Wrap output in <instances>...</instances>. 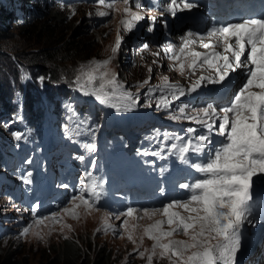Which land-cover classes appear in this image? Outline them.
<instances>
[{
    "label": "snow or ice",
    "instance_id": "snow-or-ice-1",
    "mask_svg": "<svg viewBox=\"0 0 264 264\" xmlns=\"http://www.w3.org/2000/svg\"><path fill=\"white\" fill-rule=\"evenodd\" d=\"M181 2L182 8L177 0H171L166 10L175 15L178 9L183 11L197 7L188 0ZM118 3L124 5V18L120 20V25L130 32L139 21L144 20V15L140 11H132L129 0H98L99 6L115 12L121 11L117 8ZM135 8H142L140 0H135ZM96 14L107 16L109 12L98 11ZM72 15H75L74 9ZM156 22V16H152L151 24ZM148 31H153V27L149 26ZM180 40L179 46L168 44L163 51L172 61L170 70L186 76L190 83L185 88L170 83L167 76H162L160 85L150 89V92L159 93L154 96L155 107L167 112L169 120H187L206 129L198 131L189 127L183 136L164 133L159 141L160 151L164 150L168 141H172L168 146L169 154L177 155L199 176H194L191 183L180 185L188 191L187 198L172 200L160 207H128L116 213L115 218H123L120 227L127 240L134 245L137 244L135 234L141 229L139 222L144 219L153 221L142 227L143 234L138 237L141 245L145 237L152 241L151 249L140 251L137 247L135 250L141 259L146 258L147 264H153L154 259L166 260L168 264H237L241 228L250 214L249 201L252 199L254 178L259 177L264 182V17L213 27L206 35L189 31ZM121 44L122 37L118 31L111 55L102 61L82 65L73 84L74 90L83 96L93 97L101 105L114 108L117 112H130L139 98L124 91L117 75L110 70ZM197 44L204 51H197L193 47ZM152 55L158 57L160 53ZM238 70H242L244 79L226 106L207 104L191 111L187 105L173 108L181 97L196 93L202 85L226 84L231 74ZM152 71V68H148L149 73ZM198 71L201 74L193 79ZM205 72L212 74L206 75ZM116 101L126 103L121 105ZM151 106V103L147 105ZM16 139L19 140L20 136L17 135ZM87 147L89 151L95 150L94 144ZM143 154L157 155L155 152ZM78 159L84 161L85 157ZM87 176L92 178L91 185H82L79 194L72 197L70 206L51 216L36 219L35 228L25 227L21 235L27 236L31 232L36 239L43 240L46 233L42 227L49 228L50 233L59 224L71 231V226L63 223L65 217L78 220L81 209L86 214L100 211L96 205L103 195V182H97L91 172ZM30 177V172L23 176V183H32ZM31 212L35 216L36 208L33 207ZM108 220L109 214L106 213L102 229L97 231L106 233L111 229L115 233L117 229L112 228ZM176 236L185 239H175Z\"/></svg>",
    "mask_w": 264,
    "mask_h": 264
},
{
    "label": "rangeland",
    "instance_id": "rangeland-1",
    "mask_svg": "<svg viewBox=\"0 0 264 264\" xmlns=\"http://www.w3.org/2000/svg\"><path fill=\"white\" fill-rule=\"evenodd\" d=\"M70 4L76 6V13L75 16L77 17L78 21L76 23V26H85L86 20L90 17L97 15L96 13L98 11H108L109 15L102 16L106 17V21L110 25V33L111 35L106 38L102 39V36L100 34H96L98 30L96 29L95 32L89 31L90 37L94 38V48L93 52H98L101 54L102 57L107 58L108 55H111V47L114 43V40L117 37V32L119 31V35L121 37L123 36H129V39L127 41H124V52L128 54L129 59H132V65L131 66H124L122 68L123 71L126 72V78H128L130 81H150L153 80L155 77L153 76L151 79V74L147 71V61L151 62L154 60V57H151L150 54H153L156 50V43H152L155 40V37L162 35L164 33H172V39H180L183 36L184 26L181 25L184 21L183 18H180V21L178 23L179 18L176 20H171V17L168 18H160L159 15H161V12L154 7H149L145 4H143L141 1L142 8L140 10H137L135 8V0L129 1V7H131L132 11H140L142 15H144V20L139 21L136 26L132 29L130 32H126L120 25V20L123 17V7L124 5L121 3L117 4V8H119L121 11L115 12L109 9L104 8L103 6L98 5V0H70ZM19 7L24 8L25 11H28L27 3L25 2H18L17 4ZM13 13L11 15L10 23L6 24L5 21H3V25L7 28L6 31H3L2 34H0V43H5L6 40L11 41H18L25 44L24 40L27 41H35L34 34L33 33H23L20 32V28L23 27L25 24H18V20H16L14 17L17 14L18 8L15 6H12ZM3 12V7H0V15ZM180 12L178 9L176 11V14ZM170 14V12H169ZM45 15V12H44ZM43 15V16H44ZM42 16V17H43ZM156 16V23L154 25L151 24V17ZM25 18L29 20L31 24H33L36 21V18L32 16H28L27 13L25 14ZM47 20V18H46ZM54 24V22H52ZM55 25V24H54ZM166 25V26H165ZM57 26V25H55ZM152 26L153 31L149 32L148 27ZM72 29V28H71ZM76 31H65L64 35L67 38H73L76 39L79 37L75 33ZM156 33V36L154 35ZM99 35V36H98ZM102 39V40H101ZM123 42V38H122ZM23 48L21 49L20 57H18L20 64H27L32 65L35 61V58L40 53H37L40 51V49H43L41 43L33 42L32 45L30 44L28 48L25 45H22ZM147 46V47H145ZM140 47V48H139ZM119 52L116 54L115 58L112 61L111 64V71L114 72L117 75V72L114 70L117 65V56ZM133 54H136L132 56ZM14 55L13 53L8 54L9 59ZM83 60V59H79ZM122 61V60H121ZM127 63V60L125 61ZM9 63V62H8ZM89 62L81 63L78 65L71 64L70 67L66 69H61L58 74L59 76H65V75H77L78 69L82 65H87ZM9 73L7 75L0 74V90L3 89L5 86L6 78L11 76V69L15 67V64H9ZM66 70V71H65ZM242 72L238 71L234 73V77L236 80L241 81ZM149 74V76H147ZM53 77H49L48 81H52ZM231 79V77H230ZM151 86H147L144 90V92H147V90ZM219 87V85H218ZM209 92V98L210 100L213 99V93H214V87L211 86ZM70 98H77V97H70ZM147 103L152 104V99L147 98ZM89 100V99H88ZM146 103V104H147ZM147 104V105H148ZM209 104L207 101L203 103H198L196 105L192 104V109H197L206 106ZM213 104V103H211ZM178 101H176L173 105V108H176L177 106H180ZM87 110L91 112H95V109L92 105V103L87 105ZM113 110V109H112ZM138 110V109H135ZM92 118V114H89V117L86 120V125L88 126L89 120ZM140 119L137 120V124L139 125ZM218 123V122H217ZM110 126H112V123H108ZM164 124H169V120H164ZM194 128H197L198 131H206V129H202L200 125L194 124ZM189 128V127H187ZM96 129V128H92ZM147 129V128H144ZM114 132V131H113ZM93 135L87 134L86 139L91 144H96L97 142H101V140L105 137V135H101L97 132H93ZM110 139L123 141L121 137L118 135H114L113 137L108 136ZM141 139V137L139 138ZM138 139V140H139ZM216 139H220L219 137H216ZM138 166L142 169L141 174V180L149 181L150 180V172L145 171V165H143V161L141 158L138 159ZM157 178V177H156ZM83 211V210H82ZM84 212V211H83ZM85 213V212H84ZM105 215H103L101 212H97L95 214H86V215H80V218L71 226V231L68 230V228H62L58 227L56 228L50 239L49 242L46 244H43L42 242L36 240V239H30L25 246H0V264H8V260H5L9 258V262H12V264H61L58 260L57 256L58 254H62L66 252V246L68 247H77L82 251L81 256L83 257L82 261L86 262V260L89 258V262L91 264H94V261L91 260L94 257H96L97 252L103 249V251H110L111 258L110 262L112 264H136L137 261L139 264H147L146 258L141 259L137 252L135 251L137 246L129 242L126 238V234L123 233V230L121 228H115L117 231L113 233V231L110 229L106 233L105 231H97V229H102V222L104 220ZM109 223L114 224L112 219L109 218ZM4 227V226H2ZM140 234L139 236H141ZM121 236H124V238H121ZM67 237V238H65ZM92 239H95V244H92ZM137 241L139 243V250L144 251L145 249H151V247L146 242L145 238L143 241V244H140L139 239L137 238ZM9 242V241H8ZM75 243L77 245H75ZM64 245L57 247L58 245ZM50 246H53L56 250L53 253H48L47 248ZM92 249L95 251L94 254L91 255ZM86 255V256H85ZM80 261V262H82ZM141 262V263H140ZM65 264H70L69 262ZM153 264H168V262L165 260H157L154 259Z\"/></svg>",
    "mask_w": 264,
    "mask_h": 264
},
{
    "label": "trees",
    "instance_id": "trees-1",
    "mask_svg": "<svg viewBox=\"0 0 264 264\" xmlns=\"http://www.w3.org/2000/svg\"><path fill=\"white\" fill-rule=\"evenodd\" d=\"M9 1L10 0H0V7H3V12L0 15V34L7 30V28L3 25V21H5L6 24H9L11 15L13 13L12 6L14 5ZM43 10L45 15H39L38 18L35 17L36 21L33 24H31L27 18L20 14V12H18V14L14 17L16 20H18V24L27 23V25H23V27L20 28V32H23L24 34L33 33L35 41L24 40V44L19 42V40L11 41L8 39L4 41L5 43H0V74L7 75L9 73V64H15V67L10 70L11 76L6 78L5 89L8 92L11 88L12 80L16 81L18 78V65H23L18 63V57H20V54H22V45H25L28 48V46L30 44L32 45L33 42L41 43L43 49H40V51L37 52L40 54L35 58L33 66L38 73L42 74L46 78L47 84H57V82L61 79H67L70 81L75 78L76 75L74 74H68L65 76H59L58 74L61 69H66L70 67L69 65L71 64L78 65L86 62L90 63L102 58L100 53L93 52L94 38L90 37V30H88L86 26H76L77 20L67 21L65 16L55 8L45 6ZM52 22H54V24L57 26L52 24ZM68 30H75L76 35L79 37L77 39L75 37H65L64 32ZM10 53H13L14 55L9 57L6 62V58ZM121 54L123 59L122 61L118 60V64L114 70L118 72V74L120 73V78H125L126 72L123 71L122 68L129 65V56L124 55V53ZM126 60L127 64L125 62ZM50 76L54 77L55 79L48 81ZM95 242V239H92V244H95ZM75 245L77 244L75 243ZM60 246L64 245L60 244L57 247ZM56 249L53 246H50L48 253H53ZM95 251V249H92L93 253H91V255L94 254L95 256ZM81 254L82 251L77 247L66 246V252L58 254L57 258L61 264H65V261L66 263L69 262L70 264H91L89 262V258L86 260V262H83V257ZM110 258V251L106 252L101 249L97 252L96 257L93 259L91 257V260L94 261V264H112V262H110ZM5 260H8V264H12V262H9V258Z\"/></svg>",
    "mask_w": 264,
    "mask_h": 264
},
{
    "label": "clouds",
    "instance_id": "clouds-1",
    "mask_svg": "<svg viewBox=\"0 0 264 264\" xmlns=\"http://www.w3.org/2000/svg\"><path fill=\"white\" fill-rule=\"evenodd\" d=\"M68 11H69V9H67ZM60 13H62L64 16H65V19L67 20V21H71V20H77L78 21V19H77V17L75 16V15H73V16H71V14H70V11H69V14H70V16H71V19H68V13L66 12V11H60V10H58ZM18 12H20V14H22L24 17H25V14L27 13L26 11H25V9L24 8H21V7H19L18 8V10H17V14H18ZM16 14V15H17ZM44 15V14H43ZM30 16H32V17H36V16H33V15H30ZM36 18H38V17H36ZM76 21V22H77ZM86 24H85V26L88 28V30H90L91 32L93 31V32H95L96 31V29L98 30V32L96 33V34H100V36H102V38H104V39H106V38H108L110 35H111V33H110V25H109V23L106 21V22H104L103 24H101V25H96L93 21H92V19L91 18H89V19H87L86 21ZM99 36V35H98ZM125 38V37H124ZM126 40H128L129 39V37H126L125 38ZM116 40V39H115ZM115 40H114V43H115ZM114 43L112 44V46L114 45ZM121 53H124V50L122 49V51L120 52V54H118V56H117V61L118 60H122L123 59V56H122V54ZM124 55H125V53H124ZM110 55H108L107 57H109ZM104 59V57H102V58H100V59H97L96 61H101V60H103ZM117 64H118V62H117ZM127 64V63H126ZM117 66V65H116ZM128 66H130V61H129V65ZM127 67V66H126ZM121 72V71H120ZM120 74V73H119ZM126 77V76H125ZM7 94H8V92H6V91H4V90H0V100L2 99V100H4V98L7 96ZM113 144H115V142L113 143ZM60 168H61V166H60ZM48 239L46 240V243H48ZM0 246H1V244H0ZM47 251H49V248H47Z\"/></svg>",
    "mask_w": 264,
    "mask_h": 264
},
{
    "label": "bare ground",
    "instance_id": "bare-ground-1",
    "mask_svg": "<svg viewBox=\"0 0 264 264\" xmlns=\"http://www.w3.org/2000/svg\"><path fill=\"white\" fill-rule=\"evenodd\" d=\"M38 68V67H37ZM43 71V70H42ZM44 72V71H43ZM45 73V72H44ZM43 73V74H44ZM50 78H51V76H50ZM54 78V77H53ZM197 96H194V98L193 99H195ZM78 98V97H77ZM77 98H75V99H77ZM76 103V105H79V107H80V104H78V102H75ZM82 104V103H81ZM67 108V107H66ZM81 108V107H80ZM44 113H46L47 111L45 110V111H43ZM139 171H140V169H139Z\"/></svg>",
    "mask_w": 264,
    "mask_h": 264
}]
</instances>
